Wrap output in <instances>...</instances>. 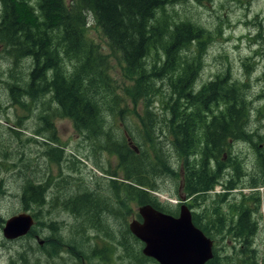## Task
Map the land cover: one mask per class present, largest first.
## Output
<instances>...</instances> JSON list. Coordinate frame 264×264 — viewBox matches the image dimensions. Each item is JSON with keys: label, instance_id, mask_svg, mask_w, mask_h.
Segmentation results:
<instances>
[{"label": "rangeland", "instance_id": "1", "mask_svg": "<svg viewBox=\"0 0 264 264\" xmlns=\"http://www.w3.org/2000/svg\"><path fill=\"white\" fill-rule=\"evenodd\" d=\"M31 3L36 4L35 0ZM157 18L168 23L169 28L187 22L203 30L200 45L193 43L180 52L182 57L194 55L197 45L201 54L194 89L198 91L218 77L236 83L247 105L248 123L244 130L250 137L229 140V146L221 152V162L218 163V157L209 162L210 170L217 177L213 189L188 195L181 186L177 189L173 177L159 175L151 180L157 190L148 194L171 213H179L181 205L187 206L195 221L206 228L220 261L225 257L249 256L235 255L234 247H238L241 240L234 238L230 231L243 211H248L250 220L257 226L251 249L257 251L258 264H264V0H179L160 10ZM85 20L87 38L108 56L115 86L127 89L135 86L134 80L125 75L119 58L109 50L92 15L86 14ZM1 47L0 43V264H23L21 258L25 259V264H139L129 256L142 254L143 244L127 233L139 206L128 189L112 185V180L127 182L118 166V156L105 146L108 140L125 139L128 131L136 136V120L145 113V100L149 99L135 100L126 96L123 104H127L132 115L123 118L107 114L101 137L88 138L75 129L72 119L58 113L50 93L35 98L23 94L22 88H27L30 79L31 60L22 59L14 64L16 76L12 78L13 59L2 52ZM160 54L163 52L159 47L151 52L146 59L148 66L152 60L157 61ZM14 85L21 87L22 92L16 100L10 94ZM151 98L155 118L161 122L155 133L161 134L159 140L162 139L163 149L180 182L181 162L170 148L171 137L162 122L168 115L157 95ZM218 108L223 109V106ZM160 127H164L161 133ZM230 181L234 182L233 189L226 190L224 187ZM27 183L41 185V189L29 188V184L26 187ZM85 191L91 194L90 201L83 202L82 206L87 204V207L83 211L80 208L78 213L94 208L91 211L94 214L97 209V217L92 215L90 220V214L74 216L66 207L70 199ZM33 195H41L42 201L33 202ZM256 196L259 197L258 207L253 199ZM67 199L70 202H66ZM42 203H47L49 210L47 245L43 248L34 239L35 235L42 239L46 233L43 234L42 229H47L45 214L39 206ZM28 207L29 212L25 210ZM24 212L35 218L32 237L16 241V238H5L6 221ZM58 220L65 223L60 225L55 222ZM221 223L222 231H218ZM87 235L96 237L89 240ZM65 237L74 240L79 247L75 255L69 253L73 248L60 247V238ZM58 254L68 259L58 262Z\"/></svg>", "mask_w": 264, "mask_h": 264}, {"label": "trees", "instance_id": "2", "mask_svg": "<svg viewBox=\"0 0 264 264\" xmlns=\"http://www.w3.org/2000/svg\"><path fill=\"white\" fill-rule=\"evenodd\" d=\"M177 1L35 0L33 5L31 0H0L1 51L13 59V65L22 59L31 60L32 64L27 88H22L23 94L35 98L50 93L58 113L72 119L78 132L99 139L107 114L123 118L132 115L127 104H123L127 101L126 96L135 100L149 99L145 100V113L136 120V136L128 131V137L108 140L105 148L118 156V166L127 182L112 180V185L128 189L138 205H151L168 214L174 213L161 208L148 194L157 190L151 183L152 178L171 176L177 182V189L181 186L188 195L205 193L217 183L209 162L215 157H218V163L221 162V152L229 146V140L250 137L244 130L248 123L247 105L236 83L218 77L198 91L194 89L200 73L201 54L197 45L194 55L182 57L180 52L193 43L200 45L203 30L187 22L169 28L168 23L157 18L160 10ZM86 14L92 15L109 50L119 58L125 75L134 80L135 86L128 89L115 86L108 56H104L86 36ZM158 47L163 54L148 66L146 59ZM15 65L10 73L12 78L16 76ZM20 93L21 87L14 85L10 89L13 100ZM155 95L168 115L162 122L171 137L170 148L181 162V183L177 171L169 163L162 139L159 140L161 134L155 133L161 123L151 108V97ZM221 105L223 109H217ZM159 129L161 133L164 127ZM129 143L139 150L135 152ZM233 184L230 181L224 188L231 190ZM27 185L41 189V185ZM40 196L33 195V202H41ZM89 197L91 194L85 191L66 202L73 203V212L80 208L83 211L87 204L82 206V203L89 202ZM253 199L258 207L259 197ZM92 210L94 208H88L80 215L90 214L89 220L93 216L96 218L98 210L91 214ZM192 220L209 237L206 228L194 218ZM222 228L223 223L218 226V231ZM230 231L234 238L241 240V244L234 247L235 255L249 256L241 259L225 257L220 261L214 250V256L207 264H258L257 251L251 249L257 226L250 220L248 211H243ZM127 233L131 234L129 229ZM129 258L139 264H143L142 261L157 264L142 254Z\"/></svg>", "mask_w": 264, "mask_h": 264}, {"label": "water", "instance_id": "3", "mask_svg": "<svg viewBox=\"0 0 264 264\" xmlns=\"http://www.w3.org/2000/svg\"><path fill=\"white\" fill-rule=\"evenodd\" d=\"M142 221L129 223L131 234L143 243L142 254L158 264H206L213 258V241L197 228L187 206L178 217L162 213L149 205L138 208ZM32 218L20 214L8 219L4 237L14 239L27 233Z\"/></svg>", "mask_w": 264, "mask_h": 264}, {"label": "flooded vegetation", "instance_id": "4", "mask_svg": "<svg viewBox=\"0 0 264 264\" xmlns=\"http://www.w3.org/2000/svg\"><path fill=\"white\" fill-rule=\"evenodd\" d=\"M100 199H102V198H100ZM47 203H42V204H40L39 206H41V208H42V211L44 212V214H45V216L43 217L44 218V220H45V224H46V226H47V229L45 230L44 228L42 229V232H43V234L45 233V235L42 237V239H39V236H37V235H35L34 236V239H35V241L38 243V245L41 247V248H43V246H46L47 245V237H48V224H49V214H48V212H49V210H48V207H47V205H46ZM72 205H73V203L71 204V203H69V204H66V207H67V209L68 210H70V211H72V214L75 216V215H77V216H79L80 214L78 213V211L77 212H73V210H74V207H72ZM156 209V208H155ZM25 210L26 211H28L29 210V207L28 208H25ZM156 210H158V209H156ZM159 211V210H158ZM29 212V211H28ZM160 212H162V211H160ZM162 213H165V212H162ZM174 214H170V215H172V216H174V217H177L178 216V211H175V212H173ZM21 214H27V215H29L31 218H32V225L30 226V228H29V230L27 231V233L25 234V235H23V236H19V237H17L14 241H16L17 239H19V240H24V239H27V237H32L31 236V232H32V229H33V227H34V215H30L29 213H27V212H24V213H21ZM166 214H168V213H166ZM19 215V214H18ZM192 215V214H191ZM14 216H16V215H14ZM11 217H13V216H11ZM192 218H193V216H192ZM134 219H136V220H139V222H141L142 221V219H141V217H139L138 216V214H135V216H134ZM52 221H54V220H52ZM55 222H57V223H59L60 225L62 224V223H65V222H63V220H58V221H55ZM70 223L71 222H69L68 223V226L70 225ZM92 237H96L95 235H93V236H90V235H87L86 236V238H88L89 240H91V238ZM99 237V239H103L101 236H98ZM61 239V241H62V243L60 244V247L61 248H67V249H69V248H73V251H70L69 253H71L72 255H75L76 254V252H77V249L79 248L78 246H76L75 245V243H74V240H70V239H67L66 237L65 238H60ZM13 240H12V242H14ZM68 242V243H65V242ZM72 241V242H71ZM104 241H107L106 239H104ZM140 242V241H139ZM141 243V242H140ZM142 244V243H141ZM143 248V247H142ZM142 251V250H141ZM93 253H95L96 252V250L94 249L93 251H92ZM43 254H44V252H43ZM43 254H42V257H41V260L42 261H44L43 260ZM103 256H101L99 259H101ZM62 260V261H66L68 258H67V256H64V255H57V260H58V262H59V260ZM21 261L23 262V264H25V259L24 258H21ZM9 264H13L12 262H9ZM72 264H73V262H72Z\"/></svg>", "mask_w": 264, "mask_h": 264}]
</instances>
